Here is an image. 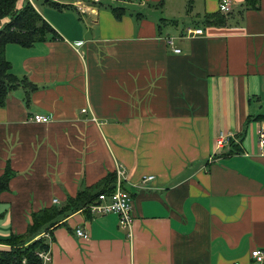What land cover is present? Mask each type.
<instances>
[{"label": "crops", "instance_id": "obj_1", "mask_svg": "<svg viewBox=\"0 0 264 264\" xmlns=\"http://www.w3.org/2000/svg\"><path fill=\"white\" fill-rule=\"evenodd\" d=\"M33 2L59 37L7 47L15 75L36 90L28 99L19 88L0 109V176L15 172L0 196V239L25 234L43 208L102 190L123 168L132 237L116 214L77 212L37 238L51 236L50 264H258L251 254L264 251V0L257 10L232 0L225 26L205 23L220 0H147L163 10L160 19H117L102 0H74L59 12ZM69 9L85 22L61 14ZM185 17L189 25L176 30ZM190 29L204 35L189 37ZM220 136L231 137L223 149ZM233 142L242 153L222 158Z\"/></svg>", "mask_w": 264, "mask_h": 264}, {"label": "trees", "instance_id": "obj_2", "mask_svg": "<svg viewBox=\"0 0 264 264\" xmlns=\"http://www.w3.org/2000/svg\"><path fill=\"white\" fill-rule=\"evenodd\" d=\"M48 2L59 10L70 8V5L51 0ZM20 4L22 6L19 7ZM245 7L247 10H257L260 7V0H246ZM108 9L117 19H122L127 15V10L124 7L111 5ZM8 17H11V21L5 23L0 30V109L6 107L10 95L19 88L23 87L27 90L28 99H30L31 93L36 90V86L28 78L21 79L15 75L13 65L7 59V47L17 45L29 49L59 37L56 30L45 20L30 0H0V23ZM205 23L225 26L228 24V17L219 11V13L207 15ZM230 146L222 158L242 153L239 144L233 142ZM14 176L15 172L10 168L0 176V196L9 190L11 179ZM115 183L116 175L111 174L102 190L98 191L100 185L88 187L80 191L77 197L70 198L64 205L55 204L33 213L25 234L12 235L9 239H0V245L9 247V250H0V264H22L24 260L28 264H41L37 254L48 250L49 242L46 239L37 238L42 233L60 225L61 221L70 215L81 211H90L91 206L98 203L102 194L109 195L114 191Z\"/></svg>", "mask_w": 264, "mask_h": 264}, {"label": "built area", "instance_id": "obj_3", "mask_svg": "<svg viewBox=\"0 0 264 264\" xmlns=\"http://www.w3.org/2000/svg\"><path fill=\"white\" fill-rule=\"evenodd\" d=\"M34 5V0H30ZM60 1H68L64 2V4L72 3V0H60ZM91 2L99 3L101 0H88ZM232 0H220V12L224 15H229L232 12ZM35 6V5H34ZM204 31L197 29V30H188L187 36L189 37H196V36H203ZM168 45L173 49L176 54H180L182 51L176 48L175 38H170L168 40ZM86 112V110H84ZM31 121L36 123H49L51 122V118L44 115H35L31 118ZM260 139V146L264 148V130L260 132L259 135ZM231 137L230 136H220L217 140V147L220 149L225 148L230 143ZM153 180V177L145 178L144 182ZM126 170L123 168H119L117 171V181L115 184L114 191L107 195L102 194L99 198L97 204L91 206L90 210L99 214H116L119 217V225L120 228L127 231L129 233V237H132V228H133V196L131 193L126 189ZM57 203V202H55ZM77 236L82 240H88L89 234L82 230L77 229L76 231ZM44 238L49 242V249L46 251L38 252V258L41 260V264H50L52 262V254H51V247L53 240L49 234H45ZM252 258L258 264L264 263V251L263 250H254L252 252ZM22 264H28L26 260L22 262ZM232 264H240L239 262H233Z\"/></svg>", "mask_w": 264, "mask_h": 264}, {"label": "rangeland", "instance_id": "obj_4", "mask_svg": "<svg viewBox=\"0 0 264 264\" xmlns=\"http://www.w3.org/2000/svg\"><path fill=\"white\" fill-rule=\"evenodd\" d=\"M37 5L39 6V8H41V11H43V7H46L48 9H51L53 11L59 12L57 8L52 7L50 4L49 5H45L46 3L44 1H40V3L38 2V0H36ZM53 2L56 3H60V4H64V2H68V1H60V0H54ZM102 4L106 6V8H104L105 10H109L108 7L113 5V6H119V7H124L127 9V12L129 13H133V14H143L144 16L147 17V15H152L155 16L156 19H160V16L162 17V9H152L150 10L149 8H147V0H132V2H122V3H118L115 0H102ZM65 5V4H64ZM68 13V14H67ZM128 13V15H130ZM61 14H67L68 17L71 15V17L77 19V20H81L84 21L86 20V18L84 17H80V14L75 10V9H69L67 11H65L64 13ZM70 14V15H69ZM11 21V17L6 18L2 23H0V30L4 27L5 23H9ZM186 21V17L180 20V25L178 28H176V30H183L186 26H188L189 24L185 23Z\"/></svg>", "mask_w": 264, "mask_h": 264}]
</instances>
